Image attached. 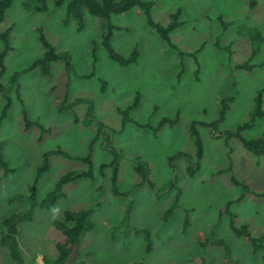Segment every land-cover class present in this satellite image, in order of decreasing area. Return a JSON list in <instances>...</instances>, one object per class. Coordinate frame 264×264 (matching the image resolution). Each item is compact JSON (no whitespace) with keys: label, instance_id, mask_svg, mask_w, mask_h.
<instances>
[{"label":"rangeland","instance_id":"obj_1","mask_svg":"<svg viewBox=\"0 0 264 264\" xmlns=\"http://www.w3.org/2000/svg\"><path fill=\"white\" fill-rule=\"evenodd\" d=\"M149 1L150 17L160 25L178 11L179 25L169 33L175 48L168 47L145 23L139 8L111 14V48L120 56L136 51L135 60L127 65L108 57L101 44V20L86 11L80 27L71 19L66 21L64 7H55L53 0H11L3 13L0 32L8 30V49L2 59L0 84L8 105L1 115L5 100L0 94V143L9 170L0 167V233L6 215L29 209L41 153L60 148L69 155L83 156L92 140L93 177L64 184L63 196L50 208L36 206L31 217L19 223L16 239L25 263L34 259L41 264V257L55 256L54 243L61 234L52 223L63 210L91 207L93 226L81 238L78 264H130L135 260L187 264L189 256L201 254L203 264H264V240L252 251L243 236L228 228V216L221 211L231 201L229 210L235 213L236 226L246 224L254 237L264 233V199L246 192L234 200L241 190L229 180L232 176L253 192L263 191L264 153L254 155L235 136L224 134L250 120L253 96L261 88L264 109V0H255L251 9L247 0ZM42 4L44 9H36ZM38 31L56 52L68 54V68L58 59L49 62L46 74L39 65L30 67L43 52ZM245 61L252 65L250 69L234 68ZM226 95L232 101L223 120L212 128L202 125L216 118L219 100ZM64 96L62 106L75 98L82 100L59 111ZM134 97L128 120L121 123L119 110ZM21 105L29 119L47 129L40 140L35 126L23 128ZM162 117L175 121L153 130ZM192 122L202 156L189 175L186 168L194 160ZM263 132L264 118H255L250 127L237 131L245 139ZM105 143L116 148V186L130 191L125 195L110 192L112 169H99L112 158ZM137 161L146 164V181L134 170ZM85 167L84 162L50 155L48 167L36 178L34 201L43 198L60 174ZM147 181L157 188L168 182L173 186L156 193ZM177 188L179 204L172 208ZM168 208L172 209L162 217ZM135 229L148 230L152 245L148 253L143 250L141 231ZM207 236L223 239L228 256L220 246L200 248L199 241ZM0 264H14L2 246Z\"/></svg>","mask_w":264,"mask_h":264},{"label":"trees","instance_id":"obj_2","mask_svg":"<svg viewBox=\"0 0 264 264\" xmlns=\"http://www.w3.org/2000/svg\"><path fill=\"white\" fill-rule=\"evenodd\" d=\"M11 0H0V21L2 20L3 13L5 9L10 5ZM53 5L55 7L63 6L64 7V17L65 20L68 21L69 19L73 20L78 27L82 24V15L83 11H86L89 15L98 17L101 20V44L103 45L108 57L117 63L118 65H127L130 62L135 60L136 51L132 49L127 56H120L114 52V50L110 46V37L112 33L113 26L109 23V17L111 14H118L124 11H127L130 8L137 7L141 10L143 14V18L145 23L153 28L155 32L159 35V37L168 45L170 48H175L174 45L171 43L169 38V33L172 29L179 25V21L177 20L178 11H174L170 14V19L165 25H160L154 22L150 17V7L151 1L149 0H53ZM255 5V0H247V8L251 9ZM38 10L44 9V4H42ZM7 38H8V30H4L0 32V41L3 43V49L0 51V75L3 72V63L2 59L7 52L8 45H7ZM38 40L43 47V52L40 58L34 60L30 67L39 65L41 68L42 73L46 74L48 71L49 62L52 60H62L64 63L65 68L69 67V59L68 54L65 52H56L52 45L43 37L40 31H38ZM181 56L183 55L182 52H178ZM91 63H94V57L91 59ZM251 64L245 61L243 64H235L234 68H243V69H250ZM15 74L13 73L10 76V79L13 80L15 78ZM86 76V75H85ZM263 88L257 90L253 96L252 107L250 110V120L245 121L239 124L235 131H225L224 134L226 136H235L241 143V146L247 150L248 152L254 155H261L264 153V132L257 138L253 139H245L238 135L237 131L245 128L250 127L253 124L255 118H264V109H262V92ZM0 94L2 98L5 100V103L2 107L3 115L7 105H8V98L5 93L4 87L0 84ZM66 95V93H65ZM82 99L75 98L70 101L65 106H62L61 103L65 101V96L62 99L57 109L60 111L63 108L72 107L73 104L80 102ZM232 101L231 96H223L219 100V107L217 110V116L214 120L209 123H202V125L206 127H213V125H217L220 121L223 120L225 113L229 107V103ZM136 103V97H134L133 101L126 105L125 107L119 110L121 115V123H124L128 120L127 113ZM21 119L23 121V128L27 129L31 126H35L38 129V140L42 134H44L47 129L43 127L38 121L31 120L27 117L23 106L21 105ZM175 119H171L168 117H162L157 122L156 126L153 130H156L160 125L167 123L172 124ZM145 127L146 125H142ZM190 133L194 137V160L190 163L186 171L189 175H192L193 172L198 168V162L202 156V148H201V140L196 133L195 129V122H192L190 127ZM220 134V133H219ZM220 135H216L218 137ZM97 137V136H96ZM92 140L89 141L87 145V152L83 156H72L69 155L64 150L53 149L47 150L41 153V163L35 169V176L31 183V193L29 195V209H25L23 211L11 212L6 215L1 223H2V231L0 233V246L5 247L7 251L8 257L14 262V264H36L34 259L30 260L29 262H24L22 256L18 249V243L16 239V234L18 231V225L21 221L29 219L31 217L32 209L36 206L38 207H45L50 208L55 201H57L61 196H63L62 187L64 184L77 180L79 178H92V168H91V160H90V151L92 146ZM104 148L110 152L112 158H110L109 162L106 164H101L99 169L101 170L103 167L108 166L111 170L109 176V183H110V192L114 196H121L129 193L130 191H121L116 186V174H117V151L115 147H112L110 144L105 143ZM50 155H58L65 159L69 160H78L84 162L86 167L84 169H71L63 172L60 174L53 183L52 188L44 194L43 198L39 202H35L33 199L34 190H35V182L36 178L46 170L48 167V157ZM173 155L168 157L169 163L173 164ZM0 167L4 172L9 170L6 168V164L2 159L1 153V143H0ZM134 170L140 175L141 181L147 180V168L146 164L142 161H137L134 164ZM225 170V169H222ZM231 183L235 186H238L241 190V193L234 199L239 200L242 198L243 194L246 192L252 193L256 197H261L264 199V190L261 192H253L251 191L245 184L240 182L234 177H229ZM147 186L155 191L156 193H163L167 191V188H171L173 186L172 182H168L166 186L163 188H157V186L147 181ZM180 194V189L177 188L172 196V208L178 205V197ZM15 197H19V195H15ZM231 201H227L225 205L221 208L222 212H225L228 216L227 225L228 228L236 235H241L245 240H247L253 250H256L261 242L264 240V233H261L258 237L251 236L246 224H240L238 226L235 225V213L229 210V205ZM172 208H168L162 214V217H165L167 213L170 212ZM91 207H83L75 210H63L61 217L53 221L52 225L55 229H57L60 234L61 238L58 239L54 243V250L55 256L52 259L41 257V264H78V255H79V245L82 236L85 232L89 231L93 226V223L90 219ZM183 225H186L188 221L187 211L183 208ZM136 232L141 231L142 239L144 241L143 250L145 253H148L151 248V240L149 237V232L146 229H135ZM200 248H204L207 244H212L216 246H220L223 249L224 255L228 256V246L221 238H212L211 236H207L199 241ZM130 264H144L141 260H135ZM187 264H203V255L198 256H189L187 259Z\"/></svg>","mask_w":264,"mask_h":264}]
</instances>
